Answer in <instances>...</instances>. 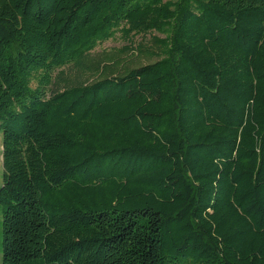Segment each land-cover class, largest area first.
Segmentation results:
<instances>
[{
  "label": "trees",
  "instance_id": "16d2710c",
  "mask_svg": "<svg viewBox=\"0 0 264 264\" xmlns=\"http://www.w3.org/2000/svg\"><path fill=\"white\" fill-rule=\"evenodd\" d=\"M0 132L2 264H264V0H0Z\"/></svg>",
  "mask_w": 264,
  "mask_h": 264
},
{
  "label": "rangeland",
  "instance_id": "374dc122",
  "mask_svg": "<svg viewBox=\"0 0 264 264\" xmlns=\"http://www.w3.org/2000/svg\"><path fill=\"white\" fill-rule=\"evenodd\" d=\"M156 38H163L162 35L155 33L151 36H148L146 38H143L142 36H138L135 38L136 47L139 48V46L144 47H150L152 46V40L153 37ZM127 46H129V42L123 40L120 35H118L115 39L110 40L102 45H99L95 51L91 53L90 59L91 60H97L104 56V54H112V53H118L124 50ZM121 58V68L125 67H135V66H142L146 65L148 63H153L155 61H158V57H147L144 54H141L140 52L134 53H125L120 55ZM64 72L66 76L71 78H80L81 81H94L101 77V75H96L90 72L82 73L79 72V70L76 69V67L69 66L64 69ZM58 73V72H57ZM60 86H63L62 84ZM58 89V88H57ZM3 144V136L0 132V152H1V145ZM3 182V169L2 164L0 161V186ZM3 215L0 211V264L3 262Z\"/></svg>",
  "mask_w": 264,
  "mask_h": 264
},
{
  "label": "crops",
  "instance_id": "0c3cea01",
  "mask_svg": "<svg viewBox=\"0 0 264 264\" xmlns=\"http://www.w3.org/2000/svg\"><path fill=\"white\" fill-rule=\"evenodd\" d=\"M2 150H3V147L1 145V152H0V161H1V164H2V169H3V158H2Z\"/></svg>",
  "mask_w": 264,
  "mask_h": 264
}]
</instances>
